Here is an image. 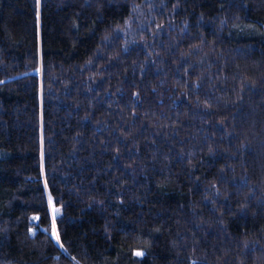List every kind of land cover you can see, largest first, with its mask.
<instances>
[{
  "label": "trees",
  "instance_id": "16d2710c",
  "mask_svg": "<svg viewBox=\"0 0 264 264\" xmlns=\"http://www.w3.org/2000/svg\"><path fill=\"white\" fill-rule=\"evenodd\" d=\"M0 264H264V0H0Z\"/></svg>",
  "mask_w": 264,
  "mask_h": 264
},
{
  "label": "rangeland",
  "instance_id": "374dc122",
  "mask_svg": "<svg viewBox=\"0 0 264 264\" xmlns=\"http://www.w3.org/2000/svg\"><path fill=\"white\" fill-rule=\"evenodd\" d=\"M50 204H51V210H52L53 218H55V215H57L59 213V210L61 208H58V207L54 206L53 203H52V201L50 202ZM53 229H54L53 235L57 238L58 237L57 236L58 235V232H57V229H56L55 219H54V228Z\"/></svg>",
  "mask_w": 264,
  "mask_h": 264
},
{
  "label": "snow or ice",
  "instance_id": "6c2138e0",
  "mask_svg": "<svg viewBox=\"0 0 264 264\" xmlns=\"http://www.w3.org/2000/svg\"><path fill=\"white\" fill-rule=\"evenodd\" d=\"M57 239H59V237H57ZM137 255H141V253H137Z\"/></svg>",
  "mask_w": 264,
  "mask_h": 264
},
{
  "label": "bare ground",
  "instance_id": "6f19581e",
  "mask_svg": "<svg viewBox=\"0 0 264 264\" xmlns=\"http://www.w3.org/2000/svg\"><path fill=\"white\" fill-rule=\"evenodd\" d=\"M258 35V34H257ZM260 37H261V35H260ZM58 236V235H57Z\"/></svg>",
  "mask_w": 264,
  "mask_h": 264
}]
</instances>
